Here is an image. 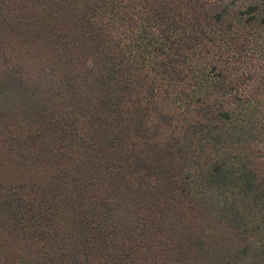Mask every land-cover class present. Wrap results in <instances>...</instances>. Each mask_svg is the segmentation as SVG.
I'll return each instance as SVG.
<instances>
[{
	"label": "trees",
	"instance_id": "trees-1",
	"mask_svg": "<svg viewBox=\"0 0 264 264\" xmlns=\"http://www.w3.org/2000/svg\"><path fill=\"white\" fill-rule=\"evenodd\" d=\"M229 9L0 0V152L34 172L0 183V264H264V111L236 89L212 101L222 87L193 63L228 31ZM150 70L185 84L195 116L163 145L147 137ZM83 115L88 136L75 132ZM22 123L60 131L75 159L19 134Z\"/></svg>",
	"mask_w": 264,
	"mask_h": 264
},
{
	"label": "rangeland",
	"instance_id": "rangeland-1",
	"mask_svg": "<svg viewBox=\"0 0 264 264\" xmlns=\"http://www.w3.org/2000/svg\"><path fill=\"white\" fill-rule=\"evenodd\" d=\"M219 1L229 5L231 16L227 17L224 28L230 27L224 35L215 33L212 36L214 40L207 39L199 55L194 54L193 63L201 66L208 65V76L211 79L209 86L215 89L222 87V91L219 89L215 91L217 95L212 94V101L227 100L232 89H236L240 97L245 96L243 101H247L246 98L249 99L251 109L259 107V111L262 112L264 111L262 105L264 100V0H245L237 2L236 5L231 3L233 0ZM253 5H258L259 10L246 13L248 7ZM252 16L256 19L249 23ZM152 38L158 37L152 35ZM150 44V41H146L143 47ZM150 48H155V44ZM214 67L216 69H213ZM143 74H147V79L142 82L141 97L147 99L144 96H151L153 100L152 102L149 99L153 114L148 126L147 137H153L154 141L163 145L171 137L182 134L185 126L195 116L191 106L188 107L179 97L182 91L180 88L185 86L184 83L174 85V82L158 76L152 70ZM259 97L262 98L259 99ZM90 122L91 118L83 115L75 132L88 136L91 133ZM19 134L36 138L39 147L43 146V149L51 152L54 148L60 147L61 151L69 147L64 153L59 152V155L63 154L62 160L66 164L75 159L76 148L73 149L71 140L60 138L61 132H53L51 126L50 129L42 131L38 126L22 123ZM261 147L263 151L259 155L261 163L264 164V144ZM3 153L0 152V183L33 182L34 172L30 168L16 165Z\"/></svg>",
	"mask_w": 264,
	"mask_h": 264
}]
</instances>
